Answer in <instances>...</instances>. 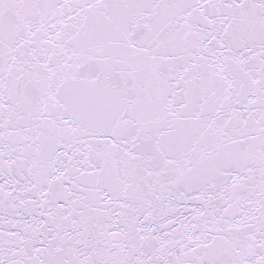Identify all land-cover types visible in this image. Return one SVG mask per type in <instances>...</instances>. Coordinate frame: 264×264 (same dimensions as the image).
<instances>
[{
  "label": "snow or ice",
  "instance_id": "obj_1",
  "mask_svg": "<svg viewBox=\"0 0 264 264\" xmlns=\"http://www.w3.org/2000/svg\"><path fill=\"white\" fill-rule=\"evenodd\" d=\"M0 264H264V0H0Z\"/></svg>",
  "mask_w": 264,
  "mask_h": 264
}]
</instances>
